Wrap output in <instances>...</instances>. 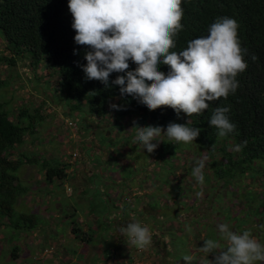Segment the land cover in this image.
Returning a JSON list of instances; mask_svg holds the SVG:
<instances>
[{
    "label": "rangeland",
    "instance_id": "rangeland-1",
    "mask_svg": "<svg viewBox=\"0 0 264 264\" xmlns=\"http://www.w3.org/2000/svg\"><path fill=\"white\" fill-rule=\"evenodd\" d=\"M1 58H12V54L7 49L5 41L0 38V60ZM30 65L31 59L29 57L24 58V61L15 62V65L0 62V82L4 80L11 82L8 88L0 89V103L9 102L7 108L12 109L11 119L17 116L22 108L28 106L32 110L34 107L41 105L45 117L42 127L32 137L25 139L26 142L17 149L18 153H25L30 158L36 159L38 162L41 161V163L45 159H49V162H51L54 159H60L58 148L63 147V150L65 148L64 158L66 161L71 162L73 161L72 154L74 150L79 147L80 157L82 158L85 147L70 140L73 136L72 129L63 128L64 123L67 122L63 120L69 117V107L66 104V98L55 92L57 79L49 75V69L42 66V68L35 71L37 74L36 81L32 75ZM46 83H48L47 89ZM49 88L52 89V92L48 90ZM44 92L47 95L44 96ZM48 96H51L50 100ZM117 102H119V99H115L109 104L107 116L115 115L116 109L112 108L111 105H117ZM32 103L35 104L33 107L31 106ZM104 121H107V118ZM132 122L131 119L124 120L121 118L119 123H114L119 129L118 137H115L116 130L112 127L109 130L106 128L107 131H104L100 126L95 131L93 136L95 145L111 152L114 150L111 157L105 162L107 165L106 172L118 176V173H120L123 176V173L118 172L120 168L116 165L120 161L113 155L119 142H124L126 146L135 143L133 141L136 130L131 131L135 128L132 126ZM60 126L63 130H67L66 139L62 142L54 137V129H56V134H61ZM136 126L142 125L139 123ZM88 130L85 128L84 132L88 133ZM110 131L111 134L109 135ZM129 135L130 137H127ZM46 136L54 140V145H49L46 141L42 144L41 142H32L35 138H45ZM63 136L64 134H62ZM157 139L162 141L159 143L156 153L159 172L152 173V175L161 185L155 190L154 194L158 200L153 203L154 207L151 208L154 210L152 214L157 212L156 206L159 208L158 217L159 219L165 218L163 223L165 227L156 226V222L153 226V220L145 218L143 215L136 216V221L148 226L152 234L159 235L158 240L156 242L152 240L146 248L147 251L136 257L135 250L133 251L136 246L128 242L129 237L126 235L125 244L118 255L120 260L124 261L126 259V262L118 261L117 263L113 262V264H188L183 260L185 255L194 256L191 264H211V262L214 264L215 253L206 254L200 252L199 248L203 247L205 240L218 238L216 226L221 223H228L232 231L242 232L248 229L260 243L264 244V209L261 205V200L264 201V165L254 163V165L256 164L255 172L260 175L255 179L252 177L251 171H246L241 177L238 174L236 175V172L227 175L228 160L224 152L225 149L229 152L233 151L234 145L231 146L230 144L226 148L224 144H219L216 147L215 154L210 155L212 148L197 147V141H193L188 144L183 143L184 147L189 148L185 151L182 148L174 150L172 156L171 150L168 152L166 143L163 142V139H167V137L161 135ZM153 143L157 142L153 141ZM134 147L135 145H132V149ZM236 154L239 155V152H236ZM202 158H206V161L203 169L204 183L200 184L192 175V169L197 166L198 161ZM126 162L128 163L125 170L126 177H132L134 174L133 166H130L129 160H126ZM35 164L36 166L29 165L22 168L18 173V178L24 183L23 188H25L24 185L28 188L22 195L29 191V196L25 197L20 205L24 206L25 202L28 206L30 196L32 202L35 203L34 201H37L40 196L45 197L46 192L51 191L55 193L56 197H60L61 201H67L66 195L61 194L65 187L60 188L55 184L54 187L50 186V188L53 187V190L49 189L43 180V174L39 171L40 166L36 162ZM138 165L140 166V164ZM73 166L69 164V167L72 168ZM219 169L221 171L223 169L222 176H218L216 173ZM137 170L141 172L140 169ZM137 184L138 182L133 183L134 186ZM165 187L169 190L168 192H164ZM124 188L125 186L122 183V185L113 186L112 189L115 190L112 191L123 194L121 189ZM133 193H135L134 200H136L135 198L145 195L147 191L139 187ZM129 194L130 190L127 189L125 196H129ZM68 197L71 200L76 199L74 194ZM95 200H97V197H95ZM18 201L14 206L15 216L12 218L10 225L0 227V264H98L102 262L103 255H99V250L95 251L91 245H98L101 241L106 244L109 240L106 236L108 231H111V227L110 229L109 227L103 228V224H101V227L96 230V242L91 245H82L79 243L80 238H77V241L69 238L71 233L69 227L72 225L71 222L68 223L69 220L62 221L52 217V220L47 219L50 220L47 221L46 215L39 216L47 213L44 211V207L39 206L40 209L28 212V208L23 209L21 206L17 208ZM170 201H172V204L169 203ZM252 205L261 212L257 214V212L251 211ZM52 207L54 206H51L50 211H48L49 214L53 210ZM129 207V202H123V208L126 209L123 211H128ZM182 208L186 209L182 210ZM65 211L63 209L62 213L64 214L62 215H64V218H69L72 213H66ZM173 211L177 212L178 218L185 220V222L175 221V219H172L175 222L167 220V215L172 216ZM110 212H112L110 217H114L118 213L115 208ZM22 215L32 217L28 221L21 220L20 216ZM87 216V213L80 209L72 222L78 226V229H82V223L87 224ZM186 226L191 228V232L187 230ZM164 231L167 234H164ZM77 234L80 237L83 235L81 230ZM161 235L164 236L163 244L158 245ZM156 243H158V246ZM221 243L223 246L224 242L221 241ZM16 248L18 249L16 252L17 258H14L12 252ZM256 264H264V262H256Z\"/></svg>",
    "mask_w": 264,
    "mask_h": 264
},
{
    "label": "trees",
    "instance_id": "trees-1",
    "mask_svg": "<svg viewBox=\"0 0 264 264\" xmlns=\"http://www.w3.org/2000/svg\"><path fill=\"white\" fill-rule=\"evenodd\" d=\"M68 3L69 0H0V38L5 41L7 49L12 54V58H1L0 62L15 65V62L24 61V58L29 57L35 80L37 78L35 71L42 66L49 69V75L57 79L55 92L66 98L69 117L64 126L72 129L73 139L74 137H78V140L80 137L91 139L79 143L85 148L88 144L95 145L93 135L100 127L102 123L100 121L108 114L109 104L119 99L117 102L119 108L115 112L116 119L136 116L140 117L139 123L142 126H161L165 130L169 123L200 128V134L195 140L198 143L196 146L212 148L210 155L215 154L219 144H224L227 148L230 144L236 146L247 141L239 155L225 149L224 153L228 160L226 173L230 175L236 172V175L241 177L246 171H251L254 179L260 176L255 172L254 163L264 165V0H182L183 29L175 37L176 47L170 51H182L189 41L208 35L210 25L221 17L237 20L241 47L247 49L244 59L248 67L237 76L239 87L236 92L230 93L227 98L221 97L209 102L208 109L191 117L183 112L177 115L174 109L166 106L149 110L132 95L122 96L120 86L113 84L112 81L126 73H111L107 87L101 81L87 79L83 66L87 64L85 53L91 51V48L75 42L76 32L72 28L73 16ZM252 56L256 57L255 61L251 59ZM128 63L127 71L135 70L137 65L131 60ZM158 70L167 74L170 67L161 63ZM10 85L11 82L8 80L1 81L0 89L4 90ZM48 90L52 92L51 88ZM48 97L50 100L51 96ZM7 103L9 102L0 103V227L10 225L15 216L14 206L25 191L19 182V171L24 165L34 163L27 154L17 153V149L26 142V138L32 137L42 127L45 120L42 105L32 110L28 106L22 108L19 114L11 119L12 109L7 108ZM34 105L31 104L32 107ZM216 107H230L227 115L236 125L235 130L225 137H219L217 129L209 123ZM69 122L77 124L76 131L68 125ZM85 128L89 129L88 133L84 132ZM44 139L35 138L33 142ZM163 142L166 143L168 152L171 150L172 156L174 150L189 148L184 147V142L168 138L163 139ZM96 146L93 152L101 155V150L96 149ZM76 150L78 157L74 159L72 155L71 162L65 160L62 164L56 160L40 163L48 182L66 178L69 164L74 165L81 158L79 147ZM216 173L222 176L223 169L217 170ZM261 201L264 209V201ZM251 211L257 214L261 212L253 205ZM21 218L23 219L22 216ZM30 218L31 216H25L23 220L28 221ZM79 231L80 229L76 228L72 234L76 235ZM155 236H152V240L156 242ZM77 237L81 238L78 235ZM81 239L85 242L92 241L85 237ZM135 248L137 247H134L133 251ZM17 251L16 248L12 252L14 258H17Z\"/></svg>",
    "mask_w": 264,
    "mask_h": 264
},
{
    "label": "clouds",
    "instance_id": "clouds-1",
    "mask_svg": "<svg viewBox=\"0 0 264 264\" xmlns=\"http://www.w3.org/2000/svg\"><path fill=\"white\" fill-rule=\"evenodd\" d=\"M68 8L73 16L75 42L91 48L85 53L87 64L83 66L87 79L101 81L107 87L111 73H126L112 83L120 86L122 96L132 95L149 110L166 106L177 115L200 114L209 108V102L234 94L239 87L238 74L248 67L244 59L247 49L241 47L238 35L239 24L230 17L217 18L208 35L189 41L182 51H170L176 47L175 37L183 29L182 0H69ZM251 59L255 61L256 57ZM129 60L137 65L135 70L127 71ZM161 63L170 67L167 74L158 70ZM111 107L119 108L115 104ZM229 111L230 107H216L210 118L209 123L217 129L219 137L236 128L227 115ZM105 119L100 122L106 124ZM134 127L135 140L142 142L148 153L157 149L162 142L157 138L161 135L188 144L201 131L177 123H169L166 130L151 125ZM246 144L244 141L236 145L233 151H241ZM205 161L206 158L200 159L192 169L200 184L204 183ZM216 228L218 238L205 240L199 248L206 254L215 253L214 264L264 262V244L250 230L232 231L228 223ZM187 230L191 232V228ZM120 231L141 250L155 236L148 226L136 220L121 226ZM183 260L191 264L194 256L185 255Z\"/></svg>",
    "mask_w": 264,
    "mask_h": 264
},
{
    "label": "crops",
    "instance_id": "crops-1",
    "mask_svg": "<svg viewBox=\"0 0 264 264\" xmlns=\"http://www.w3.org/2000/svg\"><path fill=\"white\" fill-rule=\"evenodd\" d=\"M107 115H106V118L108 122L103 120V123H106V124H102L100 126L105 131H107L106 128L108 130L111 127L114 128L116 130L115 137H118L119 129L116 127V125H114V123L115 122L119 123L120 120L116 119L115 115H112V116L111 115L107 116ZM62 119L63 118L61 117V120ZM67 119L68 117L63 121H66ZM123 119L124 120L131 119V121H133L132 126H136L137 124H139V117H136V116H132V117L125 116L123 117ZM134 122H135V125H134ZM63 128H66V126H63ZM133 129L131 131L136 130L135 128ZM54 131H55L54 137H56V139H60L61 142L62 140L66 139L65 134H67V132L65 131V129L63 130L61 126H60L61 134H56V129H54ZM62 134H64L63 137H62ZM108 134L110 135L111 131ZM127 137H130V135ZM45 138L47 139L42 140V141L39 140L38 142H41L42 144L44 141H46L48 142L49 145H54L53 139H49V137L47 136ZM74 138L75 139H73L72 137L71 139H73L74 143L76 144H79L82 141L91 140V139H82L80 137L81 139L80 141V139L78 140V137H74ZM133 142L135 143H132L129 146H126L124 142H119L117 144V147L115 148L116 151L114 152V155L120 161V163L117 162L116 165H118L120 168L118 169V172L123 173V176H121L120 173H118L119 174L118 176V175H113L110 172H106L107 165L105 162L111 157V153L114 150L111 152V151H108L107 149H101L97 145L96 149L101 150V155H96V153L93 152L95 145L88 144V147L86 146V148L84 149L85 152L84 154H82V158H80V160L76 164H74L72 168L71 167L67 168L66 178L54 179L52 182H48L45 171H42L41 168L39 170L41 174H43V180L49 189L53 190V187L55 184H57V186L60 188L63 186L65 187L64 191H62L61 194L66 195V198L68 199L67 201H64V202L61 201L60 197L59 198L56 197L55 193L51 191L48 193L46 192L45 197L40 196L37 199V201H34L35 203L32 202V197L30 196L29 201H28L29 207L26 205L25 202L24 204L26 206L25 205L21 206L20 204L23 203L24 198L29 196L28 195L29 191H27V193L21 195L18 198L19 201H18L17 208L19 206H21V208L23 209L28 208V212H30V211L38 210L40 209L39 206L40 207L42 206L44 207L43 208L44 211L47 213H43L39 215L40 217H43L44 215H46V220L47 219L52 220V217L59 219V220L61 219L62 221L69 220L68 223L71 222L72 224L69 227V231H71V233L69 234V238H71L72 240L76 239L75 241H77L79 237H77L78 234L73 235L72 232L76 228H78V226L75 225V223H73L72 221L76 218L77 214L79 213V210L81 209L83 210L84 213L86 212L88 215L87 224L82 223L83 227L82 229H80L83 234L82 237H85V239L87 240L91 239L92 241L91 242L90 240L89 242L82 241L81 239L82 237H81L79 243H81L82 245L83 244H89V245L94 244L93 242H96L95 236L97 234L96 233L97 228H100L101 224H103V228L109 227L110 229L111 227V231L109 230L106 236L109 239L107 243L105 242L106 244H103V241H101L100 243H98V245H93L94 248L92 245L91 247L95 251L99 250V255H103L101 259L102 262L98 264H113V262L117 263L118 261L120 262L123 261L122 259L121 260L119 259L120 257L118 258V255L121 252L120 243L123 238L121 235V231H120L121 226L126 227L128 223H131L132 220H135L136 216L143 215L145 218H149L150 220H153V224H152L153 226L155 225V222H156L157 223L156 226H159L161 228L165 227L163 226L165 218L159 219L158 217L159 208L156 206L157 212L154 214H152V211L154 210L151 208V207H154L153 203L157 202L158 200L154 194L155 190L158 188V186L161 185L154 178V175H152V173L159 172L158 161H157L158 157H156L158 147L154 151L155 153L154 152L148 153L147 150L144 149L142 142H137L135 139ZM132 145L133 146L135 145L134 149H132ZM58 150H60V155H59L60 159H57V161L64 164L66 160L64 158L65 148L63 150V147H61V148H58ZM93 153L95 156L93 155ZM30 159L34 162L33 164H30V166H34V165L36 166L35 162L37 163L38 166H41L40 164L41 161L38 162L36 159H33V158H30ZM126 160L130 161V166L131 165L133 166L134 174L132 177L131 176L126 177L127 175L125 174V170L128 164ZM44 161L49 162V159H45ZM52 161H56V160L54 159ZM138 164H140V166ZM26 166H29V165H24L22 168H25ZM137 169H140L141 172H138ZM19 182L23 186L24 183H22L20 179H19ZM136 182H138V184L134 186L133 183H136ZM122 183H123V186H125L124 188L125 190L121 189L123 194H121L120 192L117 194V192L115 193L114 191H112V190H115V189H112L113 186H116L119 184L122 185ZM50 186H53V187L50 188ZM24 187H25L24 188L25 190H28V188L25 185ZM139 187L144 188L147 191V193L143 196L142 195L138 196L137 198H135L136 200L133 199L132 203H130V207H129L130 209L128 211H123V210H126L123 208V202H127L125 198L126 190L127 189L129 190L138 189ZM102 191L103 192L106 191V192L103 193ZM168 191L169 190H167V188L165 187L164 192H168ZM71 194H74L76 196L75 200H71L68 197ZM95 197H97V200H95ZM171 202L172 201H170L169 203L172 204ZM62 203H65V204H62ZM51 206H54V207H52L53 210H51V213L49 214L48 211H50ZM114 208L118 211V213L114 217H110V215L112 214V212L110 211H113ZM63 209L66 210L65 211L66 213L68 212L72 213L70 214L69 218H64V215H62L64 214L62 213ZM185 209L182 208V210H185ZM176 213L175 211H173L172 216L170 214L167 215L168 216L167 220H169L170 222H175L176 220H180V222L182 221L185 222V220L178 218ZM104 214L106 215L104 216ZM25 216L27 215H22L23 219H25ZM36 217H38V215H36ZM20 219L23 220L21 216H20ZM116 219L120 221V222H117V224L114 223ZM172 219H175V221H172ZM50 220H47V221H50ZM164 234H167V233L164 231ZM158 237L159 235L156 237V241L158 240ZM162 240H164V236L161 235L160 242H158L159 244L156 243V245L163 244ZM108 243H111V244H108ZM123 262H126V261L124 260Z\"/></svg>",
    "mask_w": 264,
    "mask_h": 264
},
{
    "label": "built area",
    "instance_id": "built-area-1",
    "mask_svg": "<svg viewBox=\"0 0 264 264\" xmlns=\"http://www.w3.org/2000/svg\"><path fill=\"white\" fill-rule=\"evenodd\" d=\"M67 123V122H66ZM68 125L70 127H72L75 131L77 130V124L76 123H73V122H69ZM73 158L76 159L78 157V151L76 150L73 154ZM136 189H133V190H130V194L129 196H126V201L129 202V203H132L133 199H134V196H135V193H133V191H135ZM132 191V192H131ZM132 193V194H131ZM153 235V234H152ZM129 242H130V238H129ZM131 243V242H130ZM147 251L146 248L145 249H138L136 248L135 249V255L136 257H139V255H143L144 252ZM131 254V253H130ZM134 257V256H133Z\"/></svg>",
    "mask_w": 264,
    "mask_h": 264
},
{
    "label": "flooded vegetation",
    "instance_id": "flooded-vegetation-1",
    "mask_svg": "<svg viewBox=\"0 0 264 264\" xmlns=\"http://www.w3.org/2000/svg\"><path fill=\"white\" fill-rule=\"evenodd\" d=\"M117 222H120V221H118V220L116 219L114 223L117 224ZM123 234H124V233L121 232L122 237H123ZM125 241H126V234H125V237L122 238V241H121V243H120V244H121V246H120V250H122L121 248L124 246ZM119 242H120V241H119Z\"/></svg>",
    "mask_w": 264,
    "mask_h": 264
},
{
    "label": "water",
    "instance_id": "water-1",
    "mask_svg": "<svg viewBox=\"0 0 264 264\" xmlns=\"http://www.w3.org/2000/svg\"><path fill=\"white\" fill-rule=\"evenodd\" d=\"M95 134V133H94ZM123 236H124V234H123Z\"/></svg>",
    "mask_w": 264,
    "mask_h": 264
}]
</instances>
